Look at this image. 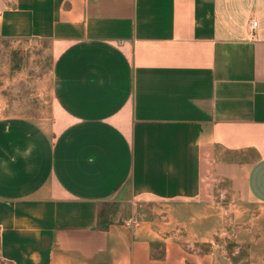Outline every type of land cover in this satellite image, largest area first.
I'll return each mask as SVG.
<instances>
[{
	"label": "crops",
	"instance_id": "1",
	"mask_svg": "<svg viewBox=\"0 0 264 264\" xmlns=\"http://www.w3.org/2000/svg\"><path fill=\"white\" fill-rule=\"evenodd\" d=\"M0 38L51 41L57 111L0 115V261L227 264L101 213L125 195L183 226L229 192L264 223V0H0Z\"/></svg>",
	"mask_w": 264,
	"mask_h": 264
},
{
	"label": "rangeland",
	"instance_id": "2",
	"mask_svg": "<svg viewBox=\"0 0 264 264\" xmlns=\"http://www.w3.org/2000/svg\"><path fill=\"white\" fill-rule=\"evenodd\" d=\"M54 59L51 41L0 38L1 116L21 115L48 121L57 115L52 94ZM208 196L199 213L206 215L207 220L201 218L195 224L182 223L183 226L171 220L172 212L173 216L176 214L170 204L149 199L134 200L126 195L119 202L104 205L101 213L107 217L112 215V221L122 220L129 225L148 220L158 229L161 225L179 229L177 234L193 229L196 239L212 238L217 262L226 261V257L227 264H264V239H256L258 234L264 237V223L256 221L260 213L258 208L234 198L229 192L210 189ZM205 232L211 236L204 235ZM0 264L6 263L0 261Z\"/></svg>",
	"mask_w": 264,
	"mask_h": 264
},
{
	"label": "built area",
	"instance_id": "3",
	"mask_svg": "<svg viewBox=\"0 0 264 264\" xmlns=\"http://www.w3.org/2000/svg\"><path fill=\"white\" fill-rule=\"evenodd\" d=\"M253 25H256V22H253Z\"/></svg>",
	"mask_w": 264,
	"mask_h": 264
}]
</instances>
